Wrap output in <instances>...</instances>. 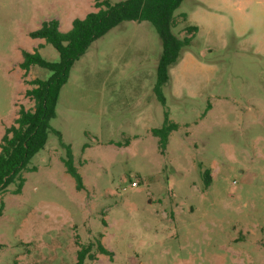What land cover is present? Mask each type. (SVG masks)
<instances>
[{"label":"rangeland","instance_id":"374dc122","mask_svg":"<svg viewBox=\"0 0 264 264\" xmlns=\"http://www.w3.org/2000/svg\"><path fill=\"white\" fill-rule=\"evenodd\" d=\"M93 10L94 0H0V141L34 105L28 81L51 75L39 65L24 75L23 51L59 60L31 32L51 19L66 31ZM176 13L180 37L197 30L165 104L150 21H124L75 62L51 125L84 186L49 132L22 191L0 192V264H78L88 246L84 264H264V0H183ZM166 112L179 127L163 148L152 129Z\"/></svg>","mask_w":264,"mask_h":264},{"label":"trees","instance_id":"16d2710c","mask_svg":"<svg viewBox=\"0 0 264 264\" xmlns=\"http://www.w3.org/2000/svg\"><path fill=\"white\" fill-rule=\"evenodd\" d=\"M183 0H94L97 10L89 12L85 17L73 20L70 29L64 31L60 28L57 19L44 21L42 26L31 32L32 37L43 38L51 43L59 52L58 61H49L42 57L39 50L23 51V60L20 62L24 75L34 65H39L51 71L47 79L35 77L28 82L33 85L26 90V95L34 101L33 107L21 106L14 124L7 126L0 141V192L9 184L16 182L15 192L20 193L26 178L23 170L30 159L44 148L49 132L53 131L60 137L61 143L66 147L63 162L66 170L83 187V181L74 162L72 147L63 141L61 133L51 125L56 115V107L63 85L70 76L75 62L87 51L94 40L100 38L110 29L127 20L150 21L156 28L161 40L162 51L157 65V80L154 91L159 101L165 104L163 87L171 78L170 69L179 62L183 50L190 45L196 26H188L190 36L180 37L174 30L176 10ZM44 46L41 42L38 48ZM179 125L172 121L168 112L165 113L164 123L154 127L152 132L159 137L161 147H166L171 131ZM206 183L210 184L209 170H206ZM3 213V204L0 216ZM88 247L78 250V264H84ZM101 253L109 254L102 243L98 244ZM92 257V256H91Z\"/></svg>","mask_w":264,"mask_h":264},{"label":"built area","instance_id":"2783aa9c","mask_svg":"<svg viewBox=\"0 0 264 264\" xmlns=\"http://www.w3.org/2000/svg\"><path fill=\"white\" fill-rule=\"evenodd\" d=\"M132 184H133V185H137V181H135V180L132 181Z\"/></svg>","mask_w":264,"mask_h":264}]
</instances>
